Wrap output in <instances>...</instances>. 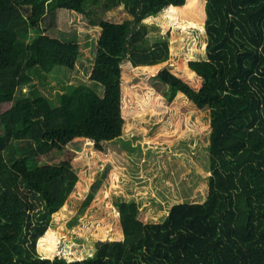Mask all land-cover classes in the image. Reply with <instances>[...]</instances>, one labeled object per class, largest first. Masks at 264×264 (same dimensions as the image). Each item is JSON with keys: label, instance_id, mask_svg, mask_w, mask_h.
<instances>
[{"label": "trees", "instance_id": "obj_1", "mask_svg": "<svg viewBox=\"0 0 264 264\" xmlns=\"http://www.w3.org/2000/svg\"><path fill=\"white\" fill-rule=\"evenodd\" d=\"M96 1L0 0V264H264V0H117L131 18L92 21L103 28L92 79L105 93L82 83L58 104L26 93L37 74L74 68L80 54L77 41L48 34L43 18L86 13ZM178 8L207 27L209 56L190 62L203 84L168 67L159 75L169 98L212 109L209 195L175 204L162 222L140 219L136 200L119 202L125 238L99 240L95 255L72 260L54 242V216L80 181L68 145L86 137L105 150L123 136L122 65L169 58L168 42L147 45L146 32L149 20L168 26ZM64 152L70 159L41 161Z\"/></svg>", "mask_w": 264, "mask_h": 264}, {"label": "rangeland", "instance_id": "obj_2", "mask_svg": "<svg viewBox=\"0 0 264 264\" xmlns=\"http://www.w3.org/2000/svg\"><path fill=\"white\" fill-rule=\"evenodd\" d=\"M97 0L87 12L59 9L43 18L42 28L53 36L79 43L74 68L58 65L53 71L37 74L36 83L25 87L58 104L61 94L85 83L101 95L105 87L92 79L101 25L92 21L122 22L132 15L125 3ZM179 15L169 22L149 20L146 44L167 41V60L137 66L126 59L122 65V100L128 117L122 137L96 148L94 140L78 138L68 147L80 181L67 204L54 216L56 247L65 246L72 260L96 254L99 240L125 238L119 202L136 200L140 219L146 223L165 221L175 204L205 201L210 190V136L212 109L196 110L184 94L169 98V84L160 72L169 68L200 88L203 78L191 75L190 62L209 56L208 31L204 24ZM20 95V92H19ZM18 143V142H17ZM70 159L56 153L42 162ZM59 244H58V243Z\"/></svg>", "mask_w": 264, "mask_h": 264}, {"label": "crops", "instance_id": "obj_3", "mask_svg": "<svg viewBox=\"0 0 264 264\" xmlns=\"http://www.w3.org/2000/svg\"><path fill=\"white\" fill-rule=\"evenodd\" d=\"M140 66H143V65H140ZM126 116V115H125ZM128 119V117H126ZM128 121V120H127Z\"/></svg>", "mask_w": 264, "mask_h": 264}]
</instances>
